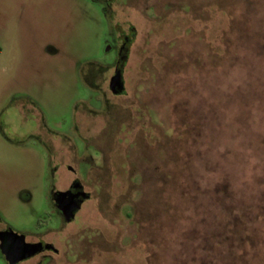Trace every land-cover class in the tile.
Returning <instances> with one entry per match:
<instances>
[{
  "label": "rangeland",
  "instance_id": "374dc122",
  "mask_svg": "<svg viewBox=\"0 0 264 264\" xmlns=\"http://www.w3.org/2000/svg\"><path fill=\"white\" fill-rule=\"evenodd\" d=\"M7 227L58 250L22 264H264V0H0Z\"/></svg>",
  "mask_w": 264,
  "mask_h": 264
},
{
  "label": "flooded vegetation",
  "instance_id": "af4514ba",
  "mask_svg": "<svg viewBox=\"0 0 264 264\" xmlns=\"http://www.w3.org/2000/svg\"><path fill=\"white\" fill-rule=\"evenodd\" d=\"M94 1L99 2L100 0H94ZM132 36H133L132 27H129L127 31L117 32L115 35L114 34L112 35V37L114 39V42H115V44L117 46V60H116V62L114 64L113 75H115L116 72H121V76H122L123 62L127 58V52H128V49H129V43L132 40ZM121 80H122V78H121ZM122 82H123V80H122ZM108 88H109V83H108ZM109 91H110V89H109ZM123 92H124V90L122 92H120L118 94H114V95H121V94H123ZM59 168L66 169L70 174H73V175L77 174V170H75L67 162L63 163V164H57L54 167V171L56 172L57 170H59ZM64 187H65L64 189H61V188L58 189L57 187H52V190H51L50 196H49L51 206H52L56 216L58 217V219H59V221L61 223V227H62L63 223H64V225H67V224L71 223L74 220L75 217L70 222H65L64 221L63 215H62V213L60 212V210L57 207L58 204H56V202H55V200L57 199V193H59V192H69L70 196L79 195L80 193H86L84 191V189H83V185L79 182V179H77L76 177H72L68 182L66 180L65 183H64ZM75 200L77 202H80L82 200V203H81V205H82L83 202L86 201L87 199H82L79 196ZM77 212H78V210L75 212V215H76ZM6 230H11V229L7 227V228H5L3 230H0V232H4ZM13 232H15V231H13ZM17 234H20V233L17 232ZM48 234H50V233L47 232V233H44V234H35V235H33L32 239H29V240L26 239V237H25V242L26 243L41 245V250L36 252L34 255H32V256H30V257H28L26 259L21 260L17 264H22V263H24V262H26V261H28L30 259H33L35 257H41V260L42 259L45 260V259L48 258V256L50 254H58V250L54 247V245L50 241L45 239V237ZM0 255L2 257V260H3L4 264H8V262L5 260V257L1 253V251H0Z\"/></svg>",
  "mask_w": 264,
  "mask_h": 264
},
{
  "label": "water",
  "instance_id": "95a60500",
  "mask_svg": "<svg viewBox=\"0 0 264 264\" xmlns=\"http://www.w3.org/2000/svg\"><path fill=\"white\" fill-rule=\"evenodd\" d=\"M121 78V72H116L110 78L109 89L111 93L118 94L124 90ZM79 196L82 199H88L87 193H80L74 196H70L69 192L57 193L55 202L58 204L57 207L62 213L65 222H70L75 217V212L80 209L82 200L80 202L75 200ZM40 250L41 245L26 243L24 235L17 234L12 230L0 232V251L8 264H17Z\"/></svg>",
  "mask_w": 264,
  "mask_h": 264
}]
</instances>
